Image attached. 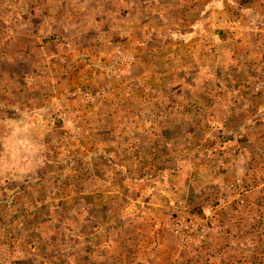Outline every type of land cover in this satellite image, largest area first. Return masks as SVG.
<instances>
[{"label":"rangeland","instance_id":"rangeland-1","mask_svg":"<svg viewBox=\"0 0 264 264\" xmlns=\"http://www.w3.org/2000/svg\"><path fill=\"white\" fill-rule=\"evenodd\" d=\"M36 1L0 0V83L20 88L28 80L37 88L33 99L52 98L40 129L33 117L18 128L15 112L5 111L12 97L0 86L8 105L0 108V264H264V227L254 229L264 211L243 216L251 193L264 189V125L249 124L254 110L264 111V0ZM32 13L43 36L22 38L29 46L19 57L4 32H19L15 16ZM254 83L261 96L238 100ZM103 114L108 134L94 130ZM9 116L18 121L5 124ZM98 142L110 157H100ZM142 157L168 165L231 161L234 173L207 209L177 194L171 205L172 213L184 201L203 217L224 200L214 230L229 251L196 246L204 239L184 249L174 239L176 250L156 246L148 261L144 245L142 261H130L126 245L111 254L110 232L94 231L104 216L95 206V161ZM239 184L251 188L243 205L230 191Z\"/></svg>","mask_w":264,"mask_h":264},{"label":"crops","instance_id":"crops-1","mask_svg":"<svg viewBox=\"0 0 264 264\" xmlns=\"http://www.w3.org/2000/svg\"><path fill=\"white\" fill-rule=\"evenodd\" d=\"M22 2L21 4L24 5L25 3ZM4 5H6V1L4 2ZM10 16L11 15L4 13V16L1 18H5L3 20L4 23H9L8 21L10 19L8 17ZM15 18L16 21L12 23L18 26L21 32H4L6 35L9 34L7 35L8 38H13L8 42L7 49L10 52V50L17 48L19 51L18 56L23 57L26 55L29 45H27L25 40L23 42L22 38H41L43 36L45 25H40L42 19L40 20L38 16L35 17L33 13L31 17H25L24 20L18 19L19 16H15ZM17 21L18 23H16ZM24 28L26 29L24 30ZM13 44L17 46H12ZM9 55L11 56L10 53ZM4 56H2V58ZM17 60H19V58H17ZM252 65L256 68L254 64ZM21 81L23 82V79ZM256 83L258 82L256 81ZM21 84L23 85L20 88L18 86L17 88H12L11 83L9 86H7L8 82L7 84L3 81L0 83V86H4L5 91H7V94L5 95L7 97L11 96L13 100L9 109L5 108V111L12 110L10 112H15L16 115L14 116L19 118V121L15 120L18 121V128L21 125V128L26 127L25 124L31 122L32 119L30 117H33L39 119V121H35V123L37 122L35 127L40 129V125L44 123L43 121L47 120L48 115L46 109L48 104L51 103L52 98H49L48 101H42V99L38 98L39 100L37 101L36 98L33 99L32 97V93L36 91L37 88L29 83L28 80ZM261 86L262 84L254 83L252 88L254 89V92L248 95L246 91H243L240 93V98L238 97V100L240 99L241 101L243 98H248V100H250L253 96L255 98L261 96L260 94H262V92L259 91L262 90L257 89L261 88ZM15 95L16 97L27 96V99L24 98V100H18L14 98ZM56 100L58 99L56 98ZM6 104L7 103H4L2 99H0L1 110L3 107H8ZM244 112L246 111L244 110ZM259 112L260 113H257L255 110L253 112L255 118L249 123L253 126L251 130L255 129L257 131L262 125H264V120L261 119L264 118V111L261 110ZM107 114L100 115L101 122H96L97 124H95L94 128L95 132L98 131L99 134L109 133L108 130H105V126H107ZM240 114L241 118L238 125L240 128L239 131L241 132V130L246 129L245 124L247 123V120L245 115L242 116V111H240ZM113 115H111L110 118H113ZM79 116L80 115L78 114V117ZM131 117L134 118V115ZM10 118L11 116L7 117L6 119L8 122L4 123H16L15 121L8 120ZM4 123L1 122L2 125ZM131 124V130L136 131V125L132 121ZM225 127L227 128V126ZM112 130H117V124L112 127ZM133 131L131 134L135 133ZM100 144H104V142L96 143L95 147L97 152L100 150L102 151L100 155L101 157L106 151L108 152V149H102ZM247 145L249 144L244 146ZM108 156L110 157L109 152ZM142 160L144 161H135V159L132 161H95L94 165L96 172L93 181L94 195L96 197L95 206H99L102 209V215H104L101 220H97L95 223V235H98V232L100 231L102 233L103 231L106 233L110 232L111 241L108 247L110 248L111 254L113 252L114 255H117L118 253L115 252V248H118L120 245H126L125 251L131 256V258H129L130 261H142L137 260L136 258L137 256H140L139 258L143 259L141 257V245H144V248L147 251H150L147 252V255L143 253V255H145L143 261L151 260L155 251L153 248L156 246L160 250H158L159 253H163L165 250H168V252L171 253V250L174 251L177 249V244L170 229L171 205L173 200L178 197H176L175 194L183 197L187 201L190 200L189 202H193L195 206H202L205 210L210 203L219 197L216 196V193L222 190L223 182L227 178H230L232 173H234L233 170H230L231 161H189L188 164V161H184V163L183 161H170V164L168 165V161H148L144 158ZM242 162L245 164V161ZM240 163L241 162H238V164ZM85 184L86 183H84V187H86V189H84V195L87 196L88 185ZM206 198H208V200H206ZM85 208L87 209V206ZM263 211L264 189L263 187H258L249 196L248 207L243 211V216L245 220L248 221L250 216H257L256 214H259L260 212L262 213ZM262 223H264V221L260 222L257 220L254 229H262L264 227ZM214 233L215 230L205 234L204 241L199 242L196 246H200L202 243L203 245H206L205 250H207L208 246H211V248L216 247L217 249L219 245L222 244L221 247L226 248L229 251V247H227V239L221 237V240L218 241V234ZM116 237L118 238L117 240ZM121 238H124L125 240L123 241ZM139 247L140 249L138 250ZM164 247H167V249H163ZM214 249L215 248H213V250ZM177 255L178 254H176V256ZM178 257L179 255L177 258ZM115 259L120 260L118 257Z\"/></svg>","mask_w":264,"mask_h":264},{"label":"built area","instance_id":"built-area-1","mask_svg":"<svg viewBox=\"0 0 264 264\" xmlns=\"http://www.w3.org/2000/svg\"><path fill=\"white\" fill-rule=\"evenodd\" d=\"M63 115L60 114L59 118ZM230 191L235 195L237 204L243 205L251 188L248 185H231ZM226 207L224 200H218L203 217L195 215L189 205L181 200L176 201L171 213V231L174 239L184 249L191 247L194 242L202 241L205 234L216 227L219 213Z\"/></svg>","mask_w":264,"mask_h":264}]
</instances>
